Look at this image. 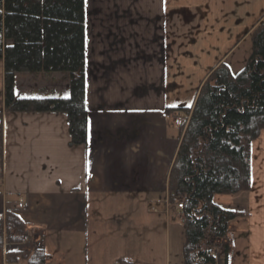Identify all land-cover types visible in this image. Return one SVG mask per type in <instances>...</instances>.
Here are the masks:
<instances>
[{
    "label": "crops",
    "instance_id": "obj_1",
    "mask_svg": "<svg viewBox=\"0 0 264 264\" xmlns=\"http://www.w3.org/2000/svg\"><path fill=\"white\" fill-rule=\"evenodd\" d=\"M87 142L71 143L62 112L4 108L0 59V216L14 211L45 264H183L181 210L168 193L176 113L211 67L247 43L264 0H85ZM17 97H64V72L17 73ZM213 200L229 223L226 264H264V130L250 146L247 191ZM18 202L22 207H18ZM218 264V260L216 261Z\"/></svg>",
    "mask_w": 264,
    "mask_h": 264
},
{
    "label": "trees",
    "instance_id": "obj_2",
    "mask_svg": "<svg viewBox=\"0 0 264 264\" xmlns=\"http://www.w3.org/2000/svg\"><path fill=\"white\" fill-rule=\"evenodd\" d=\"M85 0H0V59L4 72V108L10 112H62L71 143L87 142L85 105ZM251 52L244 66L232 71L225 61L211 67L193 104L168 107L184 112L179 145L170 167L171 203L182 202L183 264H216L211 249L224 240L229 223L241 213L217 204L213 197L247 191L251 142L264 130V17L249 32ZM64 72L67 97H17V73ZM25 223L14 211L0 216L2 244H18ZM229 245L220 255L227 262ZM41 245L10 251L13 264H45Z\"/></svg>",
    "mask_w": 264,
    "mask_h": 264
},
{
    "label": "rangeland",
    "instance_id": "obj_3",
    "mask_svg": "<svg viewBox=\"0 0 264 264\" xmlns=\"http://www.w3.org/2000/svg\"><path fill=\"white\" fill-rule=\"evenodd\" d=\"M250 52H251V41L249 40L247 43L241 46L233 55H231V57L227 60L226 63L229 65L232 71H238L244 66ZM226 244L229 245L228 234L224 240L219 241L218 244L211 249L213 253L216 252L217 255L219 254L217 256L218 264H225L224 257L220 255V252L223 250V246ZM241 259H242V254H239L236 258H234L231 261V264H241L242 263Z\"/></svg>",
    "mask_w": 264,
    "mask_h": 264
},
{
    "label": "built area",
    "instance_id": "obj_4",
    "mask_svg": "<svg viewBox=\"0 0 264 264\" xmlns=\"http://www.w3.org/2000/svg\"><path fill=\"white\" fill-rule=\"evenodd\" d=\"M176 118H177V120H178V122H179V126H182L183 124H184V121L187 119V115L184 113V112H176ZM2 181V175H1V171H0V182ZM175 206H176V208L177 209H179V210H181L182 208H183V206H182V202L180 201V202H177L176 204H175ZM18 207L19 208H21L22 207V203L21 202H18ZM28 236L29 235H24L23 236V239H22V241H24V242H27L28 241ZM228 237H229V247L230 248H233L234 247V242H233V238H232V236H231V234L230 233H228ZM211 252V254L213 255V256H216L217 255V253L216 252H212V250L210 251ZM13 264H22L21 262H19V261H17V262H15V263H13Z\"/></svg>",
    "mask_w": 264,
    "mask_h": 264
},
{
    "label": "snow or ice",
    "instance_id": "obj_5",
    "mask_svg": "<svg viewBox=\"0 0 264 264\" xmlns=\"http://www.w3.org/2000/svg\"><path fill=\"white\" fill-rule=\"evenodd\" d=\"M65 98L67 99V98H69V97L66 96ZM86 103H87V102L85 101V105H86Z\"/></svg>",
    "mask_w": 264,
    "mask_h": 264
}]
</instances>
